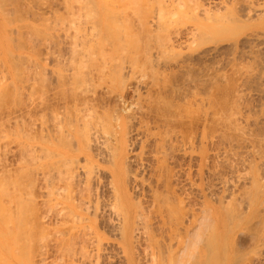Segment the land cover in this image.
Segmentation results:
<instances>
[{
  "label": "bare ground",
  "instance_id": "6f19581e",
  "mask_svg": "<svg viewBox=\"0 0 264 264\" xmlns=\"http://www.w3.org/2000/svg\"><path fill=\"white\" fill-rule=\"evenodd\" d=\"M22 1L0 0L3 64L8 48L21 47L12 41L21 28H13L16 22L41 25L48 19L44 4L32 0L33 8L26 0L31 6L21 11ZM91 1L84 0V12L94 11ZM136 3L121 10L120 23L108 11L107 19L94 20L92 11L93 21L86 22V14L72 34H63L73 47L81 45L70 48V81L63 83L59 73L62 83L50 85L41 76L49 85L48 91L44 83L38 86L44 91L37 102L35 82L28 83L29 104L19 98L16 107L15 95L19 115L6 110L1 94L0 111L6 113L2 109L0 127L7 130L13 120L16 131L9 129L20 148L16 173L0 163V211L15 218V245L32 254L38 246L32 243L47 239L59 222V235L50 229L58 247L51 239L40 244L39 264L51 256V245L59 264H264V0ZM34 33L38 40L43 36ZM10 53L13 64L16 55ZM13 68L18 75L21 70ZM50 86L65 90L56 94ZM36 111L42 116L39 149L31 145L37 139L32 122L17 127L21 115L31 119ZM3 128L0 144L10 133Z\"/></svg>",
  "mask_w": 264,
  "mask_h": 264
},
{
  "label": "rangeland",
  "instance_id": "374dc122",
  "mask_svg": "<svg viewBox=\"0 0 264 264\" xmlns=\"http://www.w3.org/2000/svg\"><path fill=\"white\" fill-rule=\"evenodd\" d=\"M19 1H22V0H19ZM35 2H36V6H37V4H39V3H37V2H41V4H39L40 6H43V4L45 5V6H43V8L44 9H41V13H43L44 14V10L46 11L47 10V12L44 14V16L45 17H48V19H47V21L46 20H44V16H43V14H42V16L44 17V18H42V16L40 17V20L41 21H46V22H41L40 20H38V22L40 21L42 24L40 25V24H36V23H32L31 21H26V20H22V21H18V22H16V23H18V24H15L14 25V27L13 28H15L16 30L17 29H19V26L17 27V25H20V29L19 30H17V32H18V34L17 33H15L16 31L14 30V34L12 35V41L14 40V39H16L15 41H16V43L18 44L19 43V41H20V45H21V47L20 48H16L15 46H14V44H13V46H14V48H15V50H14V48H13V50H12V48L10 47V48H8V54H7V56L9 55V52H11L10 54H13V55H16V56H14V58H16L15 59V63H13V64H11L14 60H11V57H12V55H11V57H10V55H9V59H10V61H6V60H8V57L6 56V58H4L5 59V62H4V64L3 63H1L0 62V73H1V75H0V77L2 78L3 76H4V80L6 79V81H3V79H0V81H1V83H0V90L2 91V93H0V98H1V94H3V93H6V96L5 97H7V98H5L4 97V99L3 100H5L4 101V103H5V108L7 107H10L9 109L11 110H9V109H7L6 108V110L8 111L9 110V112H12L13 113V110H14V102H16L15 101V98H16V96L18 97L17 98V101H19L18 103L16 102L15 103V105L16 104H18L19 105V103H20V99H21V103L22 102H24V103H22L23 104V106H24V104L26 103H28L29 104V102H30V100L32 99L33 101H38V100H36L35 98H37L38 97V99H39V97L42 95V93L41 92H43L44 90H41V88L39 89L38 88V86L40 87L41 85L40 84H42V83H44V81L43 82H40V81H42V80H44V79H42L43 77L44 78H46V79H48L47 81H49V79H50V81L48 82L50 85H51V83H53V84H56V82L55 81H57L58 80V82H61V77L63 76V74L65 75V78H63V83H64V79H65V81H67V80H71L72 78H73V76H72V78L71 77H69V76H71V74H69L70 73V71L71 72H73L72 70H73V68L75 67H73V64H71V63H69V62H71V58L72 59H74V55H72L73 53V51H75V50H71L70 48H72L73 47V45H74V42H70V41H72V40H66L65 41V39H63V37H65L64 35L65 34H72L73 33V31L75 30V29H73V28H75V25L77 24V23H80V22H85L84 20H86L87 19V21L86 22H90V20L91 21H93V17H94V20L95 19H98V17L99 18H101L102 16L103 17H105V15H104V13L106 12V11H108L107 12V16H108V18L110 17L111 18V16H109V15H112V14H114V15H116L115 17H118L117 18V20H119L120 18H121V10H124V9H126L125 11H128V9L127 8H129L130 10H131V7H135V3L138 1V0H134L135 1V3H134V1H131V0H127V1H123V0H93V1H91V5H94V4H96L95 6H94V11H93V13L95 14V13H97L95 16H93L92 18H91V16L92 15H94V14H92V11L90 10V13H88L87 11L86 12H84V10L82 9V5L84 4V0H83V2H81L80 0H78V2H77V0H72V2H71V0H34ZM34 1H32L31 0V3L32 2H34ZM42 1H44V2H42ZM47 1V2H46ZM71 2V5L69 4V2ZM123 1V2H122ZM131 1V2H130ZM49 2V3H48ZM57 2V3H56ZM64 2V3H63ZM73 2H74V4L76 5H74L73 4ZM18 3H20V2H18ZM22 5H21V8H20V10L22 11H26L27 9H28V7L29 6H31L30 4H29V1L27 2L26 0H23L22 2ZM24 3H25V5H24ZM63 3V4H62ZM68 3V4H67ZM116 3V4H115ZM117 3H119V4H117ZM122 3V4H121ZM28 6H27V5ZM33 4L34 3H32V6H33ZM127 4V5H126ZM19 5V4H18ZM24 5V6H23ZM35 5L33 6V8L35 7ZM66 5V6H65ZM114 5V6H113ZM136 5H137V3H136ZM26 6V7H25ZM48 6V7H47ZM68 6V9L66 8ZM73 6V7H72ZM78 6L79 7H81L80 8V10H78L79 8H78ZM84 6H86L85 7V9L87 10V7L88 6H90V5H84ZM118 7V8H116V7ZM121 6V7H120ZM23 7H25V9L26 10H24V8ZM47 7V8H46ZM55 7V8H54ZM57 7H58V9H57ZM64 7V8H63ZM77 7V9H75ZM91 7V6H90ZM52 8V9H51ZM67 9V10H64V9ZM72 8H74V9H72ZM89 8V7H88ZM93 8V7H92ZM57 9V10H56ZM72 9V13H70L71 10ZM90 9V8H89ZM89 9H88V11H89ZM96 9V10H95ZM51 10V11H50ZM55 11V13H53L52 14V12H54ZM74 10H76V11H74ZM104 10V12H102ZM120 10V11H119ZM20 11V12H21ZM58 11V12H57ZM112 11V12H111ZM51 12V13H50ZM61 12V13H60ZM77 12H78V14H77ZM79 12H83L84 14H82V13H79ZM109 12H111L110 14H109ZM114 12V13H113ZM21 13H23V12H21ZM50 13V14H49ZM61 15H59V14ZM69 13V15H67ZM74 13L76 14V15H74ZM116 13H118L119 14V16H117L118 14H116ZM46 14H49V15H46ZM58 14V15H57ZM64 14V15H63ZM73 14V15H72ZM82 14V16H80ZM86 14L89 16V19L86 17H84V16H86ZM91 14V15H90ZM19 15V14H18ZM54 15H56V16H54ZM114 15H113V19H114ZM58 16V18L57 19H54V18H56ZM60 16V17H59ZM72 16H74V17H77V18H73ZM79 16V17H78ZM107 16L105 17L106 19H107ZM50 17V18H49ZM71 17V18H70ZM120 17V18H119ZM69 18L70 19H72V20H69ZM83 18H85L84 20H83ZM104 18V21H106V19ZM23 19V18H22ZM53 19V20H52ZM63 19H65V21L63 20ZM56 20H58V21H55ZM60 20V21H59ZM62 20V21H61ZM79 20V21H78ZM109 20V19H108ZM116 20V21H117ZM48 21H50V23L48 22ZM20 22V23H19ZM25 22H28V26L27 27H25V25L24 24H26ZM71 22V23H70ZM118 22V21H117ZM45 23H48L49 25L48 26H50V27H48L47 26V24H45ZM51 23H55L54 25L53 24H51ZM57 23V24H56ZM73 23H74V25H73ZM119 23H120V20H119ZM51 24V25H50ZM58 25V26H57ZM61 25H63V26H61ZM70 25V26H69ZM25 27V28H28L29 26V28H31V27H35L36 29H34V28H31L30 30L29 29H25V28H23V27ZM52 26H54V27H52ZM57 26V27H56ZM71 26H73V27H71ZM46 27H48V28H46ZM68 27V28H67ZM69 27L71 28V30L69 29ZM42 31V32H44V33H42V32H40V30ZM50 28L52 29V30H50ZM9 29V28H8ZM11 29V28H10ZM32 29H34V30H32ZM54 29V30H53ZM57 29V30H56ZM29 30V31H28ZM38 32H37V31ZM62 30V31H61ZM2 31L4 32L5 31V25H2ZM2 32V33H3ZM33 32H36L37 34H38V36H40V33H41V35H43L42 36V38H40V40H38L39 38L38 37H36L35 36V38H34V35L32 34ZM58 32H60L59 34H58ZM19 33H20V36H17V35H19ZM36 33H34L35 35H37ZM8 34L9 33H7L6 34V38H7V36H8ZM22 34H24V36L22 35ZM50 34V35H49ZM53 34V35H52ZM58 34V35H57ZM64 34V35H63ZM31 36V39L30 40H27L28 39V37H30ZM46 35H47V37L50 39H47V37H46ZM10 36L11 35H9L8 36V38H10ZM28 36V37H27ZM33 36V37H32ZM45 36V37H44ZM56 36V37H55ZM14 37H16V38H14ZM17 37H19V40H17L18 38ZM25 37V38H24ZM26 37H27V39H26ZM41 37V36H40ZM45 39H44V38ZM52 37H54V38H52ZM33 38V39H32ZM56 38V39H55ZM36 39V40H35ZM42 39V40H41ZM67 39V38H66ZM32 40L33 41H35L34 42V45H33V43H32ZM39 41V43H38V41ZM53 42H52V41ZM64 40V41H63ZM14 41V42H15ZM30 41H31V43H32V46H34V48L33 47H31L30 45H31V43H30ZM74 41V40H73ZM45 42V43H44ZM13 43V42H12ZM11 43V44H12ZM15 43V44H16ZM22 43H26V44H24L25 45V47H23L24 45L22 44ZM70 44V46H68L69 44ZM36 44H37V46H36ZM42 44V45H41ZM46 44V45H45ZM53 44V45H52ZM54 44H57V45H55L54 46ZM73 44V45H72ZM41 45V46H40ZM30 46V47H29ZM40 46V50H39V47ZM52 46V47H51ZM76 46V47H75ZM73 48L74 49H76L77 48V50H78V47H80L79 46V44H77V45H75ZM78 46V47H77ZM17 47H18V45H17ZM30 48V49H29ZM33 48V49H32ZM62 48V49H61ZM69 48V49H68ZM36 49V50H35ZM81 48H79V50H80ZM10 50V51H9ZM30 50V51H29ZM34 50V51H33ZM71 50V52H70V54H69V51ZM76 50V51H77ZM66 51V52H65ZM39 52V53H38ZM42 54H41V53ZM44 52V53H43ZM62 53V54H61ZM46 54H49V55H46ZM69 54V56L67 57V55ZM21 55H22V57H21ZM38 55V56H37ZM45 55V56H44ZM60 55H61V57H60ZM20 56V57H19ZM40 56V57H39ZM49 57V58H47V61H46V57ZM24 57V58H23ZM27 57H29V58H27ZM42 57V58H41ZM60 57V58H59ZM13 58V57H12ZM20 58H21V60H20ZM45 58V59H44ZM55 58V59H54ZM64 58V59H63ZM65 58H66V60H65ZM19 61H18V60ZM43 59V60H42ZM59 59H61V60H59ZM69 59V60H68ZM16 61H18V64H16ZM22 61V62H21ZM62 61H63V63L64 64H62ZM67 61H69L68 63H67ZM75 60H73L72 61V63L74 62ZM10 62V63H9ZM29 64H28V63ZM33 62V63H32ZM59 62V63H58ZM61 62V63H60ZM7 63V64H6ZM9 63V64H8ZM58 63V64H57ZM75 63V62H74ZM20 64V65H19ZM22 64V65H21ZM56 64V65H55ZM61 64V65H60ZM70 64V65H69ZM12 65H14V66H12ZM19 65V66H18ZM29 65V66H28ZM52 65V66H51ZM58 65H60V66H58ZM71 65H72V67H71ZM4 66V67H3ZM11 66H12V68H11ZM16 66V68L18 69H20L21 71L19 72V69L17 70L16 69V71H18L19 72V74L18 75H15V70H13V69H15V68H13V67H15ZM64 66H66V67H64ZM22 67H24V68H22ZM64 67V68H63ZM68 67V68H67ZM62 68V69H61ZM70 68H72V70L70 69ZM4 69H6L5 70V73H4ZM26 69V70H25ZM67 69V70H66ZM29 72H28V71ZM42 72H41V71ZM45 70V71H44ZM55 70H56V72L59 74H61V77H60V74L58 75L56 72H55ZM63 70V71H62ZM64 70H66V71H64ZM70 70V71H69ZM6 75V78H5V75H3L2 74V72ZM32 71H33V73H32ZM43 71H44V73H43ZM22 72V73H21ZM24 72V73H23ZM35 72V73H34ZM39 72V73H38ZM67 72H69L68 73V75H67ZM26 73V74H25ZM53 74V75H51V74ZM20 74H22V75H20ZM40 74V75H39ZM54 74H57V76H59L60 78H57V79H54ZM14 75H15V77H14ZM20 75V77L18 78V76ZM39 75V76H38ZM45 75V76H44ZM51 75V77H49ZM41 76H42V78H41ZM66 76H67V78L69 77V78H71V79H67L66 78ZM22 77V78H21ZM29 77V78H28ZM41 79H40V78ZM48 77V78H47ZM64 77V76H63ZM17 79V81H16V79ZM27 78V79H26ZM26 79V80H25ZM31 80V81H30ZM39 81V83H38V81ZM30 81V82H29ZM35 83H34V82ZM46 81V82H47ZM30 83H32V85H33V83H34V85L36 86V87H34L33 86V88H35L36 89V91L34 90L33 92L31 91V90H33V88H31L30 89V87L32 86H30L29 87V90L27 89L28 88V86H29V84ZM62 83V82H61ZM60 83V84H61ZM39 84V85H38ZM49 84H47V83H44V86L46 85V87L45 88H47V86L49 85ZM65 84H66V82H65ZM23 85V86H22ZM26 85H28V86H26ZM43 85V84H42ZM64 85V84H63ZM25 86V87H24ZM54 86V85H53ZM52 86V87H53ZM58 86H60V85H57V88H58ZM61 86H62V84H61ZM60 86V87H61ZM65 86V85H64ZM12 87V88H11ZM51 87V86H50ZM51 87V88H52ZM60 87H59V89H60ZM63 87V86H62ZM7 89V91L6 92H3V90H6ZM54 88V87H53ZM56 88V87H55ZM54 88V89H55ZM65 88V87H64ZM63 88V90H62V88L60 89V90H57V89H55L56 90V94H58V91L61 93V91H62V93L64 92V89ZM42 89H44V88H42ZM50 89V88H49ZM21 92H20V91ZM40 90V91H39ZM47 91H48V88L46 89ZM51 90V89H50ZM0 91V92H1ZM32 92L34 95H32V96H34V97H32L31 95V97L29 96V92ZM53 92H54V90H52ZM14 92L16 93V94H14ZM50 92L51 91H49L48 93L50 94ZM53 92H51V94L50 95H52V93ZM35 93H37V94H35ZM39 93H41V94H39ZM55 93H53V96H51V97H55L56 96V94ZM48 94V95H49ZM55 94V95H54ZM16 95V96H15ZM36 95V96H35ZM38 95H40V96H38ZM49 95V96H50ZM3 96H4V94H3ZM15 96V97H14ZM20 96V97H19ZM22 96V97H21ZM28 96H29V100L28 99H26V98H28ZM14 97V98H13ZM50 97V98H51ZM20 98V99H19ZM9 99H11V100H13L12 102H11V100H9ZM19 99V100H18ZM26 99V100H25ZM52 99V98H51ZM108 99V98H107ZM110 99V101L112 102L113 100H111L112 98H109ZM7 100V101H6ZM0 101H2V100H0ZM106 101H109V100H106ZM109 101V103H107V102H105V104H106V106H108V104L109 105H111L110 102ZM3 102V101H2ZM1 102V103H2ZM11 103V104H10ZM25 104V105H26ZM113 104V103H112ZM1 105V104H0ZM10 105V106H9ZM13 107H12V106ZM18 105H16V107H18ZM1 106H4L3 104L1 105ZM0 106V107H1ZM22 105L20 104V107H21ZM15 107V108H16ZM20 107L19 108H16L15 110H14V112H19L18 110H20ZM25 107V106H24ZM27 107V106H26ZM12 108H13V110H12ZM3 109V114H5L6 112H4V111H6V110H4V108H2ZM2 109H1V111H2ZM22 109V108H21ZM24 110V109H23ZM22 110V111H23ZM38 110V109H37ZM0 111V113H2ZM15 113V114H16ZM21 113V112H20ZM36 114L38 113V116L36 115V114H33V116H32V118L30 119H27V117L26 118H24L23 119V116L21 115L20 116V118L22 117V119H19V121L18 122H20V123H17V127L20 125H22V124H24V125H26V124H30L31 122H32V124H31V128L32 129H35V131L34 130H31V128H30V130L36 135V138L37 139H32V143H31V145L32 146H34L36 149H39V145H40V138H39V130H40V126H39V124H40V122L42 121L41 119H38L39 117H41L42 118V116H39V114H40V111H36L35 112ZM42 113V112H41ZM3 114H2V116H3ZM1 115V114H0ZM17 115H19L18 113H17ZM36 115V116H35ZM42 115H43V113H42ZM10 116H12V115H10ZM33 119V120H32ZM20 120H22V121H20ZM13 121V120H12ZM12 121L10 122V123H6V128L8 127V129L6 130L5 129V127L3 128V127H0V128H3V133L5 134V132H8V130H10L9 129V127L13 130V131H16V127H14V126H16V124L14 123V124H12ZM34 122V123H33ZM38 122V123H37ZM1 123V122H0ZM5 123V122H4ZM19 124V125H18ZM2 125V124H1ZM5 125V124H4ZM35 125V126H34ZM41 125V124H40ZM19 126V127H20ZM39 126V127H38ZM19 127H18V129H19ZM35 127V128H34ZM5 129V130H4ZM12 130H10V133H12L13 131ZM1 131V130H0ZM5 131V132H4ZM31 132V135L33 134ZM39 132V133H38ZM9 132H8V134H9V136H10V138H9V136L8 137H4V138H2V140H1V143L3 142L4 144H0L1 146H0V149H1V153H0V163H2L3 164V166H4V168L5 169H9L10 170V168H12V173L13 172H15V171H13L16 167V165H18L17 164V162H16V160H18L19 161V158H18V150L17 149H20V148H18V145H17V143H16V145H15V143H14V140H15V134L13 135V133L12 134H10ZM6 135H7V133H6ZM13 136H14V140H12L13 139ZM33 136V135H32ZM33 137H35V136H33ZM12 140V142H10V140ZM5 140V141H4ZM9 140V141H8ZM6 142H7V144H6ZM9 142V143H8ZM14 143V144H13ZM3 145V146H2ZM6 145V146H5ZM8 146V147H7ZM2 148H4V149H6V150H3ZM8 149V150H7ZM14 149V150H13ZM2 150H3V152H2ZM17 150V151H16ZM9 151V152H8ZM13 151H14V153H13ZM5 153V154H4ZM14 154V156H12L13 154ZM16 153V154H15ZM3 155H5V156H3ZM4 157V158H3ZM3 159V160H2ZM5 160V162H3ZM12 165H10V164ZM15 163H16V165H15ZM19 163V162H18ZM2 164H0V168L1 167H3V166H1ZM5 164V165H4ZM6 165H8V168H6ZM10 166V167H9ZM19 167L21 166L20 164L18 165ZM17 169V168H16ZM20 169V168H19ZM10 172V173H11ZM11 173V174H12ZM16 173V172H15ZM13 176H15L14 174H12ZM38 184H39V182H38ZM6 204V203H5ZM4 209V208H3ZM3 209H1V207H0V210L2 211V212H5ZM38 210V209H37ZM35 211V212H37L38 213V211ZM41 210H43V209H41L40 208V211L39 212H41ZM0 211V212H1ZM0 213V260H2V258L4 259V261L2 260V261H0V264H39L40 262H38L39 260V257H40V255H39V253H40V250L38 251V249H40L41 247H43V245L45 244L44 242H46V244H51L52 243V245L53 246H55V247H58V246H56V245H54L55 243H54V240L52 241V239H53V237L55 236V234L54 233H56V235H59L58 233H57V230H55L56 228L57 229H63V227H61V226H63V225H58V223L57 222H55V223H57V225L56 224H54V223H50V224H54V227H55V229H53V230H55V232L53 233L50 229H48V228H46V229H48L49 231H48V236H47V239H51V241H49V242H51V243H48V241H47V239L45 238V237H41V236H39V235H41V234H43V232L42 231H38V232H42V233H40V234H38V232L36 231V233H35V231H34V233L35 234H37V235H34V237L36 238V236L38 237L36 240H35V238H34V240H35V243H32V244H36V248L33 246V250H32V254H29V252L31 251L30 249H29V247H28V251H22V249L23 248H20V246L19 245H17V248H16V245H15V243H16V239L14 238V237H16L17 235L16 234H18V231H17V233H16V230H17V228H15L14 226L16 225V223H14L13 221H15L12 217V215L10 216V215H8L9 213H11V212H6V215H5V213ZM35 212L34 213H32V214H34V215H32L33 217H35ZM42 213V212H41ZM41 213H39V214H41ZM52 214L54 213V212H51ZM12 214V213H11ZM25 214H27V213H25ZM24 214V215H25ZM38 214V215H39ZM3 215V216H2ZM23 215V214H22ZM2 216V217H1ZM4 216H6L7 218H9V219H7L6 217H4ZM26 216V215H25ZM31 215H30V217H32ZM11 218V219H10ZM22 218V217H21ZM24 218V217H23ZM5 219V220H4ZM9 220H11L10 221V223H9ZM23 221V220H22ZM5 224V223H7V227H5V225L3 224V223ZM16 222V221H15ZM13 223V224H12ZM15 224V225H14ZM4 225V226H3ZM49 225V224H48ZM56 225V226H55ZM17 227V226H16ZM52 227V226H51ZM65 227V226H64ZM7 228H9V229H7ZM16 230H15V229ZM31 228H35V227H31ZM36 229V228H35ZM46 229H44L45 231H46ZM62 229L60 230V232L62 231ZM36 230H38V229H36ZM64 230V229H63ZM9 231V232H8ZM15 231V232H14ZM47 232V231H46ZM59 232V231H58ZM3 233V234H2ZM33 233V234H34ZM54 235H53V234ZM11 234V235H10ZM53 235V237H52V235ZM44 236H45V232H44V234H43ZM47 235V234H46ZM2 236V237H1ZM50 236H51V238H50ZM40 237H41V241H40ZM13 238H14V240H13ZM44 238L46 239V241H44ZM39 239V240H38ZM57 239V236H55V240ZM33 240V241H34ZM43 240V241H42ZM39 242V243H38ZM55 242H57V241H55ZM54 243V244H53ZM42 245L41 247L39 246V245ZM57 244V243H56ZM31 245V244H30ZM50 246V253H48L49 255H51V256H49V258L47 257V259L46 260H44V261H41L42 263L41 264H46V263H44L45 261L47 262V264H50V263H53V264H59V262H61L62 263V258H60V257H58V253L59 252H57L56 251V249L57 248H55V247H53V246ZM2 246V247H1ZM8 247V248H7ZM40 247V248H39ZM45 247H48V245L46 246H44V248ZM51 247H53V249H55L53 252H55V253H57V255H55L54 256V254H53V252H52V248ZM3 248V249H2ZM7 248V249H6ZM14 248V249H13ZM26 248V247H25ZM19 249H21V250H19ZM43 249V248H42ZM48 249H49V247H48ZM2 250V251H1ZM14 250H17V251H15L14 252ZM19 250V251H18ZM23 250H25V249H23ZM8 251V252H7ZM21 251V252H20ZM35 251V252H34ZM36 251H38V252H36ZM48 251V252H49ZM25 252H27L26 254H25ZM33 252H34V254H33ZM19 253V254H18ZM23 253V254H22ZM37 253H38V255H37ZM9 254V255H8ZM26 255L27 257V259L25 258V256H23V255ZM20 255V256H19ZM31 255V256H30ZM62 255V254H61ZM53 256V257H52ZM24 257V258H23ZM55 257V258H54ZM62 257V256H61ZM36 258V259H35ZM51 258V259H50ZM58 258H60L59 260H58ZM41 259V258H40ZM49 259H50V261H49ZM56 260V261H55ZM53 261V262H52ZM55 261V262H54ZM57 261H59L58 263H56ZM50 262V263H49ZM64 263V262H63Z\"/></svg>",
  "mask_w": 264,
  "mask_h": 264
}]
</instances>
